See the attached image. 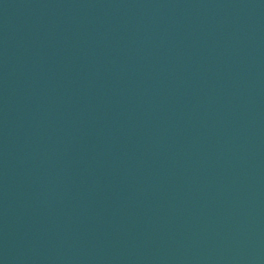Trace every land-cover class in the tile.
Segmentation results:
<instances>
[{
	"label": "water",
	"instance_id": "water-1",
	"mask_svg": "<svg viewBox=\"0 0 264 264\" xmlns=\"http://www.w3.org/2000/svg\"><path fill=\"white\" fill-rule=\"evenodd\" d=\"M0 264H264V0H0Z\"/></svg>",
	"mask_w": 264,
	"mask_h": 264
}]
</instances>
